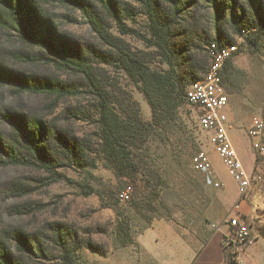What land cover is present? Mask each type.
Returning <instances> with one entry per match:
<instances>
[{"label": "rangeland", "instance_id": "obj_1", "mask_svg": "<svg viewBox=\"0 0 264 264\" xmlns=\"http://www.w3.org/2000/svg\"><path fill=\"white\" fill-rule=\"evenodd\" d=\"M87 1L97 3V0ZM119 1L136 10V16L128 19L126 24L144 38L154 41L145 10L136 0ZM213 2L194 0L184 13L172 19V23L166 15L170 13L169 6L164 5L159 11L164 15L163 30L169 28L166 38L168 51L172 55L171 67L156 47L135 37L121 36L114 25L110 32L122 38L152 71L173 70L176 89L181 88L186 92L205 71L209 46L215 44L221 48L228 45L218 44L214 40L216 26L213 17L217 9L224 7L222 39L226 41L233 37V45H238V53L225 66L222 80L230 98V138L247 174L254 178L248 196L245 200L241 199L236 183L215 153L209 136L198 127L194 112L180 107L176 113L177 122L186 134H177L162 142L168 136L154 131L153 137L157 139L153 138L146 144L151 147L154 157H160L156 161L161 167L164 184L160 183L153 189L158 191L161 199L156 200L153 206L135 208L132 205L135 196L145 187L141 179L148 180L143 174L152 170L153 163L143 159L144 165H135L132 179H117L112 171L105 168L97 103L86 93L77 98H65L57 102L58 108L47 119H59L78 137L85 139L88 148L86 155L95 162L96 169H77L65 159H60L58 163L64 164V167H60L58 173L75 183L89 184L97 194L102 193L104 198L111 192L115 193V200L125 210L124 215H129L132 243L123 248L115 247L120 218L114 210L104 207L97 195H86L74 183L66 181L42 188L37 179L46 176L44 172L23 167L0 168V242L22 263L66 264L63 259L68 256L72 264H144L149 259L143 247V239L145 245L155 239L159 245L158 235L162 229L159 227L147 232L160 221L171 224L198 252L209 243L215 226L240 212L247 219L253 239L243 257L244 262L248 264L251 255L264 264V133L260 139L263 151L256 147L258 139L252 134L253 121L264 119V22L250 16L245 18L243 25L256 22L254 28L241 36H233L231 32L232 24L239 21L242 7L252 15L264 4V0H216V7ZM45 4L47 16L58 34L81 45L99 44L79 12L65 6L60 0H45ZM237 24L236 27H240ZM17 44L18 39L14 34L0 32V59L10 62L8 50L17 47ZM95 68L120 119L137 129L149 130L147 125L153 121L152 109L141 91V84L134 83L121 69L117 56L113 55L109 65L98 64ZM30 70L49 75L51 69L39 66ZM12 98L8 90L0 87V111L11 100L16 106L43 115L55 104L53 98ZM68 111L75 112L77 119L70 115L66 121L64 114ZM145 152L146 148L141 147L135 149L133 154L142 159ZM201 152L210 159L218 175L220 188H216L210 178L193 168V160ZM215 159L220 161L219 168L214 164ZM176 160L182 166L179 171H176ZM138 168L139 173H134ZM87 171L97 179L88 177ZM230 179L234 183L236 197L232 195ZM124 181L127 182V189L123 192ZM19 186L22 187L18 189ZM146 189L150 192L148 187ZM122 193H127L130 199L123 202L119 197ZM239 201L242 206L236 209ZM149 219L152 220L151 227L143 232L142 227ZM17 232L26 234L29 241L37 246V250L18 252Z\"/></svg>", "mask_w": 264, "mask_h": 264}, {"label": "trees", "instance_id": "obj_2", "mask_svg": "<svg viewBox=\"0 0 264 264\" xmlns=\"http://www.w3.org/2000/svg\"><path fill=\"white\" fill-rule=\"evenodd\" d=\"M193 1L136 0L145 10L150 21V31L155 39L152 41L126 24L128 19L136 16V10L119 0H97V3L87 0H60L62 4L82 15L99 43L98 45L95 43L81 45L58 34L47 16L45 0H0V32L12 33L18 39L17 47L8 50L10 62L0 59V87L8 90L12 99L15 100L53 98L55 102L49 112L44 115L16 106L12 104V100L1 109L0 168L23 167L44 172L46 176L37 179L39 187L42 188L66 181L74 183L86 195H97L102 205L114 210L120 218L114 240L117 248H123L132 243L129 215H124L125 210L123 211L121 204L115 200V193L111 192L104 198L102 193L97 194L89 184L75 183L58 173V169L64 167V164L58 163L60 159H65L70 165L81 170H94L96 164L86 155L88 148L85 139L78 137L59 119L48 120L47 118L52 116V112L58 108V101L65 98H77L82 93L89 95L97 103L99 111L100 140L105 168L112 171L119 180L124 177L132 179L131 173L136 164H143V159L153 163L152 170L143 174L148 177V180L141 179L145 187L137 192L135 203H132L139 209L148 205L153 206L156 200L161 199L158 191L153 187H158L160 183L164 184V180L161 167L156 161L160 157H154L151 147L146 144L153 138L157 139L153 137L154 131L163 132L168 136L167 139L163 138L162 142H166L177 134H186L181 124H178L176 114L180 107L184 108L186 92L181 88L176 89V75L173 70L152 71L131 51L122 38L112 35L110 30L114 25L121 36L135 37L156 47L171 67L172 55L168 51L169 45L166 38L169 28L163 30L164 15H161L159 11L164 5L169 6L170 13L166 15L170 17L172 23V19L184 13ZM211 1H214L216 7L218 2ZM224 10V7L217 9L213 17V23L216 26L214 40L218 44L233 45V37L226 41L222 39ZM250 16L256 21L264 22V4L252 15L245 8L240 9V18L237 22L240 27H236L237 23L232 24L233 36H241L242 33L257 25L256 22L243 25L245 18ZM114 54L117 56L121 69L129 78L134 83L141 84V91L153 113V121L147 125L149 130L137 129L120 119L96 73L95 65H109V60ZM208 64L207 54L205 71L197 80L206 72ZM39 66L50 68V74L42 75L30 70ZM64 115L66 121L70 119V115L74 118L78 117L71 111ZM177 142L179 143L178 140ZM141 147L146 148L142 159L133 154L135 149H141ZM175 165L176 171L182 167L178 160ZM139 171L138 168L134 173ZM86 173L92 180L97 179L91 172ZM124 185L123 192L127 189V182L124 181ZM21 187L19 186L18 189ZM147 187L150 192L147 191ZM123 194L125 193L120 196ZM151 224V219L146 220L142 231L148 230ZM16 238L18 252L30 253L35 248L37 250V246L29 241L26 234L17 232ZM63 260L66 264H72L68 256H65ZM0 264L24 263L4 243L0 242Z\"/></svg>", "mask_w": 264, "mask_h": 264}, {"label": "built area", "instance_id": "obj_3", "mask_svg": "<svg viewBox=\"0 0 264 264\" xmlns=\"http://www.w3.org/2000/svg\"><path fill=\"white\" fill-rule=\"evenodd\" d=\"M207 51L208 69L186 90L184 109L194 112L198 127L209 136L215 153L221 159L230 178L236 183L241 199L245 200L252 188L254 178L247 174L230 138L232 130V122L229 119L230 98L222 80L224 67L238 53V45L219 48L212 44ZM252 129V134L258 139L255 145L260 148L264 119H255ZM260 151L263 149L260 148ZM193 168L210 178L216 188H220L218 175L205 153L201 152L194 158ZM120 199L124 202L130 197L125 193ZM241 203L239 201L236 209H239ZM214 234L221 236V249L225 254L226 264H245L243 256L253 240L245 216L240 212L236 213L222 224L215 226Z\"/></svg>", "mask_w": 264, "mask_h": 264}, {"label": "crops", "instance_id": "obj_4", "mask_svg": "<svg viewBox=\"0 0 264 264\" xmlns=\"http://www.w3.org/2000/svg\"><path fill=\"white\" fill-rule=\"evenodd\" d=\"M214 164L218 168L220 167V161L218 159L214 160ZM229 183H231L232 195L236 197L234 183L231 179ZM159 227L162 229V232L158 235V246L157 239L149 241L150 246L148 244L145 245L146 241L143 239V247L149 259V262H145L144 264H226L225 254L221 249L220 235L214 234L209 243L197 252L174 230L173 226L167 222H156L154 227L147 233L152 230L155 231ZM249 252L255 253L254 250H249ZM248 264L262 263L249 255Z\"/></svg>", "mask_w": 264, "mask_h": 264}, {"label": "bare ground", "instance_id": "obj_5", "mask_svg": "<svg viewBox=\"0 0 264 264\" xmlns=\"http://www.w3.org/2000/svg\"><path fill=\"white\" fill-rule=\"evenodd\" d=\"M238 154V153H237ZM239 156V155H238ZM240 158V157H239ZM241 160V159H240ZM241 162H242V160H241ZM242 164H243V162H242ZM243 166H244V164H243Z\"/></svg>", "mask_w": 264, "mask_h": 264}]
</instances>
